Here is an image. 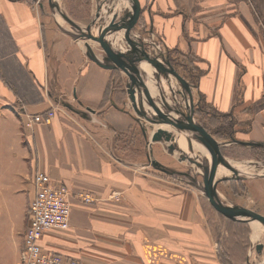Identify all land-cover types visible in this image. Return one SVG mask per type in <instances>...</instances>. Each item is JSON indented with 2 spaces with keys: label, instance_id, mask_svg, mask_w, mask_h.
Masks as SVG:
<instances>
[{
  "label": "crops",
  "instance_id": "0c3cea01",
  "mask_svg": "<svg viewBox=\"0 0 264 264\" xmlns=\"http://www.w3.org/2000/svg\"><path fill=\"white\" fill-rule=\"evenodd\" d=\"M37 1L0 0V264H22L36 173L71 193L69 228L45 232L46 251L81 264H251L244 222L220 214L196 188L149 170L144 145L150 156L152 149L140 144L146 136L130 110L125 72L93 62L86 44L98 59L105 51L75 36L62 16L81 29L107 23L115 0ZM120 14L133 33L143 27L135 34L156 38L150 53L165 55L193 86L205 120L243 123L212 133L228 162L218 163L214 181H244L245 199L235 203L264 216V162L256 155L264 153V0H124ZM173 50L195 58L193 84ZM49 111V123L24 125L26 114ZM243 148L252 153L237 161L245 174L222 153Z\"/></svg>",
  "mask_w": 264,
  "mask_h": 264
},
{
  "label": "rangeland",
  "instance_id": "374dc122",
  "mask_svg": "<svg viewBox=\"0 0 264 264\" xmlns=\"http://www.w3.org/2000/svg\"><path fill=\"white\" fill-rule=\"evenodd\" d=\"M63 22V21H62ZM65 26L72 29L70 25H68L66 22H63ZM98 26L93 25L92 26V33H97ZM140 29H143L140 28ZM140 29H135L134 34L138 33ZM137 30V31H136ZM79 31H75V36L80 38ZM145 36H140L137 34L138 37L144 38V41H141L142 47L145 48L147 51L149 50L148 45L154 46L152 42H157L156 38L152 36H149L148 34H144ZM150 37V38H148ZM82 38V37H81ZM85 39V38H83ZM152 41V42H151ZM95 44V41H92ZM98 44V43H96ZM97 46H100L99 44ZM102 49V47L100 46ZM174 51V52H173ZM170 51V56L173 60L178 62L179 64H183V67L179 69V73L182 74L183 77H185L190 84H193L195 81V76L197 75V71L195 69V58H192L189 55H185L179 52H175V50ZM149 52V51H148ZM155 58H159V55L157 53L151 54ZM129 59H133L132 57H129ZM170 58V60H172ZM175 62V63H176ZM133 63V61H131ZM141 64V63H140ZM151 72V68L149 73ZM124 73V72H123ZM148 73V72H147ZM147 73L140 70V74L142 77H147ZM148 73V74H149ZM148 78V77H147ZM129 81V77L127 74L124 73V85ZM147 85L150 86V88L147 90L149 92L150 100H152L154 104V108L148 104L146 101V97L142 93V98L144 96V106L146 110L150 113L152 116H160V114H164L170 117L183 119L184 115L180 114L179 112L181 110H192L194 119L200 123L205 130L213 135L212 133V127L213 125H216L217 123H222L226 125H230L229 121H232L236 126L241 127L243 126V123L238 122V118L232 117L230 120L227 116H222V118L216 122L211 121V116L213 114L208 115L209 122L205 116L207 112H205V107L200 105V111L195 110V104H196V97L197 94H195V91H193V86L190 87L189 92L182 89L180 83L177 81V79L172 75L165 71H158V77H153L152 81L149 82ZM156 87V88H155ZM155 90V91H154ZM154 93V94H153ZM195 103V104H194ZM155 109V110H154ZM130 110L135 115V119L137 120L139 128L141 129V132L143 131V134L146 136L145 139H139L140 144H143L145 141V144H149L152 149L151 156L150 152L148 153L147 147L144 145V151H143V158L147 162L149 170H152L156 172L157 174L162 175L165 178H170L174 180L175 182H181L183 184H187L188 186L192 188H196L198 191H201V188L203 186V180H202V169L194 162L189 161L186 158V151L192 150L194 154L197 155L196 159L194 156H191L192 159H195L197 163L202 164L205 161V158H210V155L207 153L206 149L200 145L197 140L193 137V135L185 130H180L178 127L171 123H164V122H153L150 121L148 118L137 114L133 108L130 107ZM199 111V112H198ZM205 112V113H204ZM163 128L167 131L171 132L172 136L176 138L177 143L176 147L174 149H170V145H173V142L171 141H165L161 140L158 142H151L149 133H153L156 131L157 128ZM182 134V135H181ZM151 135V134H150ZM188 135V136H187ZM190 136V137H189ZM216 137V136H215ZM144 138V137H143ZM184 138V140H183ZM191 139V141L188 142V139ZM139 143V141H137ZM186 142V143H185ZM177 146L178 149L177 150ZM244 150V148H243ZM233 156L226 154V151L222 150V153L226 155L227 158H230L232 161H236L235 164L240 168V173L245 174L246 170V164L245 162H237V161H244V155H252V153L245 152H237L232 151ZM146 153L149 154V157L151 160H156L158 162V165H153V163L150 161L148 157H146ZM257 158L260 162H264V153L259 151L257 154ZM154 156V158H152ZM260 163V165H263ZM261 169V168H260ZM232 175V174H231ZM228 176L229 173H228ZM220 178V174L216 175V179ZM245 183L242 180L237 181H219L216 185V190L220 197H222L224 200L235 203L237 201H244L245 199V191H244ZM203 194V193H202ZM24 201V196H20L17 199L16 204L20 207H22ZM236 204V203H235ZM260 212L263 211V209L259 210ZM222 218V217H221ZM223 220V218H222ZM243 226V232L241 233L244 237L247 235V231L249 230V233L251 235V241L247 242V256L250 259L251 264H264V227L261 225H257L259 230L257 228L253 227V224L251 223H242ZM254 231L257 233V235L253 238L252 232ZM258 230V232H257ZM258 244H262L261 250H255V247ZM238 247V246H236Z\"/></svg>",
  "mask_w": 264,
  "mask_h": 264
},
{
  "label": "water",
  "instance_id": "95a60500",
  "mask_svg": "<svg viewBox=\"0 0 264 264\" xmlns=\"http://www.w3.org/2000/svg\"><path fill=\"white\" fill-rule=\"evenodd\" d=\"M123 1L124 0H115L113 8L108 10L107 13V17L111 15L110 20L107 23L100 22L97 24L98 29L96 34L92 33V26L95 25L94 22L88 24L84 29H81L67 17L64 15L62 16L71 26L78 29L80 37L97 42L105 51L106 55L102 59H98L90 45L86 44L87 56L93 62L103 68H121L127 74L129 81L126 84V93L133 110L137 114L148 118L150 121L171 123L180 130L190 132L195 140L206 149L210 158L208 159L206 157L202 164L196 162L195 159L197 155L194 154L192 150L186 151V158L201 167L203 180L201 191L215 210L232 221L246 222L264 227L263 215L239 204L228 202L219 196L216 190V182L214 181L216 166L218 163L228 166V162L220 154L218 142L194 119L192 110H181L179 113L184 115L183 119L170 117L164 114H160V116L156 117L150 115L146 110L142 93L146 97L145 99L148 104L154 108V104L152 100H150L147 91L148 89L146 87L147 84L152 81L153 77H158V71H164L159 62L160 59L168 66V69H166L165 72L172 74L179 81L182 89L189 92L190 87L188 86V83L170 66L169 61L164 60L161 55H159V58L153 57L150 52L142 47V39L132 32L131 24L125 23L121 18L120 9ZM109 34L116 35L118 40L115 41L107 38V35ZM129 57L133 58L130 60L133 61L130 66L125 64L123 60ZM142 62L146 63V65L151 68V72L149 74L147 73L148 78L142 77L140 74V63ZM162 139L168 142H173V145L169 146L171 150L176 147L177 140L172 136L171 132L158 127L156 131L152 133L150 141L158 142ZM189 141H191L190 138L188 139V142ZM178 149L177 146V150ZM191 156H194L195 159H192ZM148 158L153 165H158V162L156 160H151L149 155ZM232 169L235 174L233 177L235 178V176L238 175V171L234 168ZM261 247L262 244L257 245L258 250Z\"/></svg>",
  "mask_w": 264,
  "mask_h": 264
},
{
  "label": "built area",
  "instance_id": "2783aa9c",
  "mask_svg": "<svg viewBox=\"0 0 264 264\" xmlns=\"http://www.w3.org/2000/svg\"><path fill=\"white\" fill-rule=\"evenodd\" d=\"M38 2L37 0H26ZM54 112L46 116L26 114L24 125L31 128L34 124L49 123ZM34 194L28 207V224L24 234L23 248L20 253L22 264H81L76 259H66L63 255L46 251L40 241L48 230H67L70 222V196L68 187L56 185L43 173H36L32 180ZM78 197L91 204L95 199L88 193Z\"/></svg>",
  "mask_w": 264,
  "mask_h": 264
},
{
  "label": "bare ground",
  "instance_id": "6f19581e",
  "mask_svg": "<svg viewBox=\"0 0 264 264\" xmlns=\"http://www.w3.org/2000/svg\"><path fill=\"white\" fill-rule=\"evenodd\" d=\"M107 38H109V39H111V40H115V41H117L118 39H117V37H116V35H114V34H109V35H107ZM124 60V63L125 64H127V65H129L130 66V64H132L131 63V61H130V59L129 58H125V59H123ZM140 68L143 70V71H145V73H149V71H150V67H148V65H146V63H144V62H142L141 64H140ZM149 86V85H148ZM150 88V87H149ZM156 88V87H155ZM155 91V90H154ZM154 94V93H153ZM182 135V134H181ZM188 136V135H187ZM190 137V136H189ZM183 140H184V138H183ZM186 143V142H185ZM253 226H257V225H255V224H253Z\"/></svg>",
  "mask_w": 264,
  "mask_h": 264
},
{
  "label": "trees",
  "instance_id": "16d2710c",
  "mask_svg": "<svg viewBox=\"0 0 264 264\" xmlns=\"http://www.w3.org/2000/svg\"><path fill=\"white\" fill-rule=\"evenodd\" d=\"M199 111L201 110L200 108L198 109ZM211 116V115H210ZM206 117V116H205ZM211 118H212V116H211ZM230 127V125L228 126V125H226V124H222V123H218L217 125H216V129L215 130H213V133H216L217 135H219L220 133H222V132H225V131H229V129H231V128H229ZM222 135V134H221ZM262 149V151H264V148H261ZM231 221V220H230Z\"/></svg>",
  "mask_w": 264,
  "mask_h": 264
},
{
  "label": "flooded vegetation",
  "instance_id": "af4514ba",
  "mask_svg": "<svg viewBox=\"0 0 264 264\" xmlns=\"http://www.w3.org/2000/svg\"><path fill=\"white\" fill-rule=\"evenodd\" d=\"M98 24H99V23H98ZM144 34H145V33H144ZM144 34H143V35H144ZM141 39H142V41H144V38H143V37H142ZM149 46H150V45H148V48H150ZM144 49H145V48H144ZM148 51L150 52V50H148ZM153 52H154V53H157V52H155V50H153ZM153 52H151V53H153ZM163 59H164V60L167 59V58L165 57V55L163 56ZM261 249H262V248H260L259 250H261ZM255 250H258V249H257V246L255 247Z\"/></svg>",
  "mask_w": 264,
  "mask_h": 264
}]
</instances>
